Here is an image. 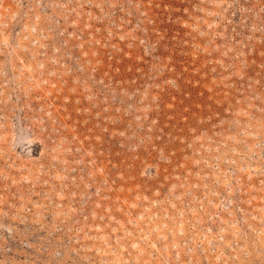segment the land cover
I'll use <instances>...</instances> for the list:
<instances>
[{"label": "rangeland", "instance_id": "1", "mask_svg": "<svg viewBox=\"0 0 264 264\" xmlns=\"http://www.w3.org/2000/svg\"><path fill=\"white\" fill-rule=\"evenodd\" d=\"M9 264H264V0H0Z\"/></svg>", "mask_w": 264, "mask_h": 264}, {"label": "built area", "instance_id": "2", "mask_svg": "<svg viewBox=\"0 0 264 264\" xmlns=\"http://www.w3.org/2000/svg\"><path fill=\"white\" fill-rule=\"evenodd\" d=\"M5 254H0V264H9L10 259L12 257L8 256L7 258L4 256Z\"/></svg>", "mask_w": 264, "mask_h": 264}]
</instances>
